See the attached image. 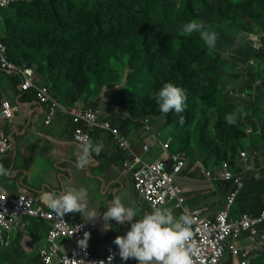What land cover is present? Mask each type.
Instances as JSON below:
<instances>
[{
	"label": "rangeland",
	"instance_id": "rangeland-1",
	"mask_svg": "<svg viewBox=\"0 0 264 264\" xmlns=\"http://www.w3.org/2000/svg\"><path fill=\"white\" fill-rule=\"evenodd\" d=\"M24 1L27 2V0ZM34 1L28 0L29 4L15 7L13 19L7 21L6 28L9 35L5 39L8 41L6 45L9 56L12 53L21 64L29 66L26 68L31 69L37 77L39 74L47 76L48 80L50 76L54 77L56 90L73 103L79 100L84 103L87 100H98L100 107L109 106L112 110H125L124 107L129 108L133 105L136 118L144 123L153 124V127L161 131V138L168 140L174 150L180 149L194 159L211 158V163L217 160L213 155L221 152L222 148L228 154L230 153L227 159L229 160L235 158L238 152H249L250 139L264 135V27L263 21L259 22L252 16L258 13L264 19V0H204L202 3L205 8L196 4V12L188 20L201 21L205 28L217 34L215 46L211 50L219 53L225 64L218 71V81L223 92L219 98L215 99V102L217 104L221 102L222 106H227L230 113L237 111L238 119L234 125L226 124L223 111L218 110L215 104L213 108L206 111V115L203 112L204 104H198L200 109L195 114L188 105L179 114H170L171 111L164 114L159 111L151 94L166 81L158 82L161 75L159 68L157 73L152 74L141 66L139 58L143 57V53L139 48V41L151 32L155 41L163 32L170 36H185L181 28L188 21L173 22L172 25L167 21L165 11L160 9L157 0H115L124 4L122 21L124 18L128 20L133 15H136V20L134 18L129 20L130 29L125 34L116 36L118 39L112 46L105 47L99 57L100 72L97 74L94 71L97 65L93 58L98 44L97 35L84 30L80 15L85 14L94 18L89 14L99 13L100 21H107L112 13L111 10L105 9L107 0H66L65 2L59 0V15H62L63 21L66 20L70 26L67 33L58 31L53 34L58 37V47L55 48L53 56L58 49L65 51V48L61 47L64 43L62 34L69 35L65 39L78 44L75 50L81 46H84V50L87 47L88 58L83 63L84 71L82 70L83 73L77 76H74V70L69 73L71 53H63L53 64V61L47 63L46 56L39 51L45 47H40L35 42V33L38 28L44 27L46 22L39 21L36 14L29 12V8L26 7L30 5L31 8L34 6L43 8L44 3L35 4ZM249 1L252 3V10L247 13L242 4ZM160 2L167 7H179L180 0H160ZM131 11L133 14L129 17ZM145 24L151 27V31L144 27ZM48 29L52 30V27L49 26ZM171 42V54L177 57L176 61L180 59L186 62L192 58L182 49L191 44H185L173 37ZM197 43L199 46L194 47L208 49L201 39ZM79 60L76 61L75 67ZM26 61H30L31 65H28ZM73 79L84 84L89 83L91 86L82 98L77 96V88L71 84ZM50 81L53 82V79ZM183 89L187 91L186 88ZM199 92L209 95L203 88ZM210 101L214 103L213 99ZM147 110H153L156 114L146 117V120L138 117ZM180 116L184 117L183 123L179 122ZM207 116L210 124L208 127H203ZM253 124H257L259 128L257 134L252 132ZM238 135H240L239 138H236ZM232 149H235L236 153L231 152ZM218 160H220L219 157ZM10 252L16 253L10 248H0V264H12L7 255Z\"/></svg>",
	"mask_w": 264,
	"mask_h": 264
},
{
	"label": "crops",
	"instance_id": "crops-1",
	"mask_svg": "<svg viewBox=\"0 0 264 264\" xmlns=\"http://www.w3.org/2000/svg\"><path fill=\"white\" fill-rule=\"evenodd\" d=\"M27 2L26 4H29ZM13 13L12 7L1 13V41L6 40L7 21L13 19ZM7 53L10 57L8 50ZM44 76L40 74L38 77L35 76V83L37 85L48 83L47 77ZM20 83L21 78L18 75L0 69V107L2 102L7 101L16 108L11 119L0 120V129L7 135L10 143V148L4 158L0 160V164L11 169L13 173L11 176H0L1 186L9 195L32 197L45 208L48 207L41 199L43 192H61L66 188H86L85 213H73L72 222H90L95 226V229L89 232L87 240V245L93 255L102 254L108 245L116 247L113 240L116 236H123L129 226L127 224L119 225L114 220H109L107 223L110 227L108 230H104L106 222L102 219L101 214L107 210L113 198L119 197L127 205H139L141 214L148 210L147 204L137 195L131 175L124 171L123 164L134 158L151 161L162 154L159 142L169 141L161 138L160 130L153 127L151 130H147L145 123H140L141 120L132 117L130 113L121 109L112 110L109 106H99L107 112V119L111 125L129 139L131 152L125 153L117 150L108 133L96 130L91 136V141L93 143L97 140L103 141L104 148L98 155H91L89 163L83 169L77 168L76 160L82 145L74 140L75 126L69 116L58 113L52 118L49 125H45L43 123L45 107H40L34 100L32 89L21 91ZM60 95L61 93L58 97L66 106L77 103L83 106L90 104L88 100L85 103L81 100L80 103L79 101L73 103L70 99ZM135 121H138V124ZM155 133L161 135L157 137ZM258 138L259 135L250 139L249 142V170L237 156L234 158L240 162L239 165L234 166L233 170L242 176L245 185L244 192H252L264 186V147H259L257 141L253 142ZM144 145L149 146L148 153H145ZM171 152L184 153L188 158L187 167L179 179L187 205L195 210L207 209L212 217L223 208L229 193L228 184L232 185V183L209 181L200 171L203 168L209 169L211 166L217 167L220 160L215 155L213 156L217 160L213 163L210 161L211 158L208 160L194 159L180 149L174 150L172 147ZM233 153H236L235 149H233ZM238 200L239 198L232 210L234 218H238L244 212H257L264 208V194L256 200L251 198ZM165 207L169 208L174 216L183 214L173 204H168ZM88 210H94L98 216L87 221L86 212ZM48 230L47 223L38 222L29 217H21L9 233L0 235V248L15 250V254L11 252L7 254L9 262L12 264H41L39 251L47 245ZM66 242V239H61L59 245L63 246ZM239 246L252 251L251 264L264 263V235L257 239L252 237L241 239ZM119 264H137V262L130 258L126 261L121 260Z\"/></svg>",
	"mask_w": 264,
	"mask_h": 264
},
{
	"label": "built area",
	"instance_id": "built-area-1",
	"mask_svg": "<svg viewBox=\"0 0 264 264\" xmlns=\"http://www.w3.org/2000/svg\"><path fill=\"white\" fill-rule=\"evenodd\" d=\"M18 1L20 0H0V28L2 11ZM0 69L21 78V91L33 90L34 100L40 107H45L43 117L45 125H49L58 113L66 114L75 126L73 137L77 143L81 145L87 143L94 131L101 130L110 135L117 150L131 152V142L106 120L108 114L104 109L89 105H64L58 96L52 94L50 83L37 85L31 69L18 66L9 59L1 37ZM15 111L16 108L10 103L2 102L0 120L11 119ZM145 126L147 130L152 129L149 125ZM155 134L157 137L161 135ZM159 146L162 151L159 157L151 161L134 158L123 164L124 171L131 175L137 195L147 204L148 210L145 213L151 212L154 207L173 204L175 208L193 219L191 225L193 235L188 242L194 249L193 264H251L252 251L240 247L239 241L246 237L257 239L264 235L262 233L264 208L257 212L243 213L238 218L232 217L236 199L244 189L241 175L233 170L240 162L223 161L217 167L211 166L200 171L209 181L231 182L234 185V189L225 199L223 208L211 217L207 209L195 210L187 205L183 188L179 183L187 167V156L184 153L171 152L169 142H159ZM148 147L144 145L145 153H148ZM9 148V138L0 129V160L4 158ZM238 159L249 170L250 154L240 152ZM72 214L66 213L63 217H57L50 209L37 203L36 199L24 195H9L0 184V235L9 233L21 217H29L48 224L47 245L39 251L41 264H119L121 259L117 247L108 245L102 254L93 255L88 245L86 248L78 246L77 241L83 239L85 232L93 231L95 226L90 222L73 223ZM61 239L67 240L63 246L59 245ZM109 256L112 257L110 261Z\"/></svg>",
	"mask_w": 264,
	"mask_h": 264
},
{
	"label": "trees",
	"instance_id": "trees-1",
	"mask_svg": "<svg viewBox=\"0 0 264 264\" xmlns=\"http://www.w3.org/2000/svg\"><path fill=\"white\" fill-rule=\"evenodd\" d=\"M41 1V2H40ZM66 1V0H62ZM121 1V0H119ZM159 7L161 10L165 11L167 21L170 23H183L190 19L192 14L196 12L195 5L199 4L202 6V8H205V5L202 3L204 0H180L179 7L172 6L167 7L163 3L160 2V0H157ZM107 5L105 7L106 11H112L111 16L107 19V21L102 22L100 21V15L95 14L88 17L85 14L80 15V19L82 21L81 24L84 26V30L86 32L96 34L97 37V47H96V55L94 54L93 58L96 62L95 66V73L100 72V62L99 57H101V53L105 50V47H110L114 44V42L117 41L119 35L125 34L129 29L130 26L128 25V21L131 19L136 20V15L131 16L133 13L130 12L129 19L124 18L123 19V3H118L115 0H107ZM34 3H44L43 8H39L37 6H34V8H31L30 5H27L26 7L29 8V12L36 14L37 18H39V21L46 22L44 24V27H40L37 29L35 33V42L40 47H45L44 49L41 48L39 51L46 56V62L50 63L53 61V64L57 57L62 55L63 53H71L70 58V67H69V73L74 70V76L81 75L84 71L83 63L88 58V54L86 55L87 47L84 50V46H81V48L75 50L78 46L74 41L65 39L69 35L62 34V42L63 45L61 47L65 48V51H62L58 49L57 53L53 56L54 50L58 43V37L57 35H53L55 32L60 33H67L68 26L67 21L62 19V15H59L58 11V5L59 0H35ZM113 3V4H109ZM22 4H26L25 1H18L11 7L14 9L15 7H20ZM111 6V7H110ZM238 6V4H237ZM242 6L245 8V11L247 13H250L252 10V3L249 1L246 4H242ZM264 7V5H263ZM29 14V13H27ZM256 20L263 21V27H264V19L261 15L254 14L252 15ZM49 20V21H48ZM52 27V30H49L48 28ZM144 27L151 31V27L149 25L145 24ZM5 37L9 35V32L6 28ZM151 33H147L144 39H140L139 41V48L141 49V52L143 53V57L139 58V63H141V66L148 69L149 72L152 74L157 73V68L161 71V74L159 77L160 79L158 82H174L178 85H180L182 88H186V106L188 105V108L192 110V112L195 114L197 112L199 106L198 104H204L203 112L205 115L207 114L206 111L213 108L214 104L218 108V110L223 111L222 113L225 115L227 113H230V110L227 106H222L221 102L216 103L215 99L219 98L220 95L223 92V89L221 88L220 82L218 81V71L221 70L224 67L225 61L223 60V57L215 52L214 50H209L202 47H194L199 46L197 43L198 40H200V37L198 34H192V35H174L170 36L166 33H161L158 37V42L155 41L154 36H151ZM171 37L177 38L181 40L185 44H191L189 46H186L185 48H182L184 50V53H188L191 55V59L189 61H182L179 59L177 60V57H175L173 54H171ZM151 38H153L151 40ZM4 40V39H3ZM2 40V42H3ZM8 50V46L6 45L8 41L4 40L3 42ZM86 55V56H85ZM84 56V57H83ZM83 57V58H82ZM135 57L136 56H133ZM12 58V59H11ZM9 59L21 67H29L24 66L18 61V58H15L12 53H10ZM80 59L75 67L76 61ZM28 65H31L30 61H26ZM74 68V69H73ZM83 70V71H82ZM163 74V75H162ZM47 77V76H46ZM53 79V82L50 80ZM46 81L50 83L51 85V91L54 96H58L59 92L56 90V85L54 82V77L50 76V79L46 78ZM71 84L73 86H76L78 97L82 98L84 93H87L89 88L91 87L89 83H81L79 81H76V79L71 80ZM203 88L207 94L204 92H199V90ZM87 99V98H86ZM210 99H213L212 103ZM80 101V100H79ZM90 103L93 107H99L100 102L97 101H91ZM124 111L127 113H130L132 117L136 118L135 114V108L133 105L129 108L124 107ZM123 110V109H121ZM174 113L173 111L170 112V114ZM155 111H145L144 113L140 114L138 117H142V120L146 117H151V115H155ZM108 121V119L106 118ZM146 120V119H145ZM138 122V121H137ZM136 121L135 123L138 124ZM140 123H144L141 121ZM139 123V124H140ZM220 123V122H219ZM210 124V119L207 116L203 127H208ZM145 125H149L150 127H153L151 123H145ZM155 128V127H153ZM252 129L254 134H257L258 126L257 124L252 125ZM101 131V130H100ZM105 132V131H103ZM240 135L236 136V138H239ZM259 147H264V135L262 137H259L257 140ZM253 147V144H252ZM222 148L221 152L217 153L215 156L220 158V161H224L228 159V152L223 150ZM233 152V149L232 151ZM234 160V158H230ZM245 188V187H244ZM234 189V185L228 184V192ZM245 189L241 192L240 196L238 197V201H242L243 199L246 200L248 198H251L253 200H256L259 198L262 194H264V186L255 189L252 192H244ZM245 213V212H244ZM262 231L264 229L262 228ZM264 264V263H263Z\"/></svg>",
	"mask_w": 264,
	"mask_h": 264
},
{
	"label": "clouds",
	"instance_id": "clouds-1",
	"mask_svg": "<svg viewBox=\"0 0 264 264\" xmlns=\"http://www.w3.org/2000/svg\"><path fill=\"white\" fill-rule=\"evenodd\" d=\"M181 32L184 35H190L193 32L198 33L209 50L215 46L217 34L205 28L201 21L196 19L188 21L182 25ZM151 98L155 100L159 111L164 114L169 113V111L179 114L186 108L185 90L172 82L163 83L157 91L151 94ZM237 119V111L227 113L224 116V120L228 125H234ZM183 120L184 117L180 116L179 122L183 123ZM103 148V141L97 140L93 143L88 140L80 148L76 167L83 169L89 163L91 155L99 154ZM246 153L250 154L249 152ZM239 156L240 152L237 158ZM229 160L232 163L234 161ZM11 175H13L11 169L0 164V176ZM41 199L57 217H63L66 213L84 214L87 203V189L80 187L79 189L66 188L61 192L47 191L41 193ZM86 215L88 217L87 221H91L98 216L94 210H88ZM101 216L106 222L104 230L109 229L110 225L107 223L109 220H114L119 225L127 224L129 226L128 231L123 236H116L113 240L122 261L131 258L135 259L137 264H193L192 254L194 249L188 243L193 235L191 230L193 219L189 215L174 216L167 207H154L151 212L141 214L139 205H127L122 202L121 198L115 197ZM88 239L89 233L85 232L83 239L77 241L78 246L86 248ZM108 259L110 261L112 257L109 256Z\"/></svg>",
	"mask_w": 264,
	"mask_h": 264
}]
</instances>
